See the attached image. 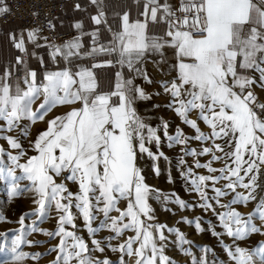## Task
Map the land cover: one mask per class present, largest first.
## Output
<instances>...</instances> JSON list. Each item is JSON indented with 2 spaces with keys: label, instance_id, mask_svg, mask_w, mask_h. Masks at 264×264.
Listing matches in <instances>:
<instances>
[{
  "label": "snow or ice",
  "instance_id": "obj_1",
  "mask_svg": "<svg viewBox=\"0 0 264 264\" xmlns=\"http://www.w3.org/2000/svg\"><path fill=\"white\" fill-rule=\"evenodd\" d=\"M88 4L96 8L89 15L94 27L85 31L77 21V35L62 43L49 42L39 27L9 37L20 55L0 73V180L9 199L28 193L35 205L19 217L12 261L54 253L50 264H177L167 254L171 246L189 257L188 264H264V240L241 246L254 234L264 236V97L257 92H264V0H144L137 18L127 11L120 16L117 30L103 0ZM75 9L87 11L80 3ZM10 11L0 0V16ZM150 25L163 26L162 34L150 33ZM47 27L54 32L56 25L49 20ZM102 32L111 34L107 42ZM29 44L46 48L57 67L48 70ZM168 49L174 75L149 93L135 80L154 83L147 57L167 63ZM31 58L42 73L30 67ZM102 67L119 68L106 92L97 90L95 69ZM162 94L168 97L163 107L190 132L180 125L170 131L162 118L154 126L138 112V102ZM59 108L67 110L51 115ZM38 123L46 127L33 139ZM165 147L177 150L174 161ZM145 161L155 177L162 175L161 161L174 163L194 202L150 185ZM167 180L175 182L171 173ZM152 201L173 215L199 209L202 215L181 216L176 225L209 235L227 259L215 245L194 252L179 226L159 221ZM249 204L245 215L239 208ZM50 219L53 230L40 227ZM34 233L57 243L46 253L20 251L47 243L27 238Z\"/></svg>",
  "mask_w": 264,
  "mask_h": 264
},
{
  "label": "rangeland",
  "instance_id": "obj_2",
  "mask_svg": "<svg viewBox=\"0 0 264 264\" xmlns=\"http://www.w3.org/2000/svg\"><path fill=\"white\" fill-rule=\"evenodd\" d=\"M261 97H264V95H260ZM168 101V100H167ZM39 101L37 102V104ZM159 104L161 105L160 108H155L153 105ZM164 99H157L156 103L152 101L149 103L148 101L142 102L139 107H137L138 112L146 119L148 120L152 125H158L160 119L167 120L171 125V130H174L176 125H180L181 127H184L186 132H190L191 130L186 128L184 125L181 124L180 120L175 116V114L163 107L165 105ZM35 107V106H34ZM66 108H59L55 110L51 115H57L64 111H66ZM46 125L44 123H38L35 127L31 129V138H35V135L40 131L45 129ZM201 127H204L201 125ZM3 141H0V144H2ZM195 146V145H193ZM164 151L166 154L174 161L177 155V150H169L166 147L164 148ZM206 159V158H205ZM189 164L192 163L191 158H189ZM161 167L163 169L162 175L160 177H155L151 170H150V162L145 161L144 162V168L147 171V182L150 185L155 186L158 189H161L165 192H176L179 194L182 198L188 201H193L194 198L190 196L184 186L183 179L179 176L178 169L173 164H167L164 161H161ZM219 167V164L215 165ZM200 172H203L204 170H198ZM171 173V175L174 177V183H168L167 176ZM24 182H22L23 184ZM73 190L75 188L73 187ZM153 207L157 210V216L159 218L160 222L167 223L169 226H179L182 231L186 233L189 239L193 241V251L199 252V247L203 246L205 244L212 246L215 245V250L219 254V258L227 259L225 254L221 251L220 246L217 244L215 239L211 238L209 235L204 234H198L195 231H193L192 227H188L184 224L176 225V222L179 220L181 216H189L193 217L196 215H202V213L199 211V209L195 211H189V212H183V211H177L175 215L165 212L161 206L155 202L152 201ZM123 206V205H122ZM252 204H249L248 206H241L239 210L247 215L250 211L253 209ZM35 205L32 203V197L30 194L25 193L19 197H15L12 199H9L8 197V188L4 181L0 180V212H3L5 215V221H0V233H4L7 237L5 239L4 236H0V244L4 245V251H0V264H5V261L8 262V264H15V262L12 261V254L10 252L11 248V240L14 235L17 234V229L20 227L18 220L19 217L24 214L25 212L31 211ZM205 219L212 216V214L206 213L203 214ZM32 218L28 217L25 220V226L31 224ZM79 223V221H78ZM55 226V220L50 219L45 221L40 225V227L53 230ZM107 232L101 233V235H107ZM28 239L32 240H40V241H47V243H44L42 245L38 246H28V245H22L20 248V251L28 252V253H35V252H41L46 253L47 249L55 245L57 243V240H51L49 241V238L40 234V233H34L27 237ZM261 240H264V236L254 234L251 236V238L246 242L242 243L241 246L243 247H255ZM226 242H230V238H226ZM167 254L171 257H173L177 264H188L189 257L185 256L184 254L180 253L178 250H175L173 247H169ZM53 254H46L41 257L38 261H34L32 259H26L21 262V264H50V261L54 257ZM110 256H112L113 259H116V257L109 253Z\"/></svg>",
  "mask_w": 264,
  "mask_h": 264
},
{
  "label": "crops",
  "instance_id": "obj_3",
  "mask_svg": "<svg viewBox=\"0 0 264 264\" xmlns=\"http://www.w3.org/2000/svg\"><path fill=\"white\" fill-rule=\"evenodd\" d=\"M256 2H259V0H256ZM76 3H80L82 8L87 7V11L76 10ZM143 3L144 0H103V9L107 14L108 22L112 25L113 30H117L120 16L127 11L133 19L137 18L139 13L142 11ZM90 14H96V8L89 5L88 0H75L74 3L66 5L62 16L55 21V29L58 34L70 35L66 40H69L77 35V31L73 27L77 21H83L85 31H90L94 27L89 20ZM22 30L26 29H23L20 23H9L0 29V73H2L4 68L14 65L16 56L20 55L18 50L12 46L9 37L11 33L18 34ZM149 31L150 33L162 34L163 26L150 25ZM110 35L111 34L108 32H102L101 41L107 42L110 39ZM39 43L44 44L45 41L41 39ZM84 43L86 45L90 43L87 37H85ZM28 47L30 52L35 51L37 56L45 59L48 70H54L57 67L48 60V50L46 48H33L31 44H29ZM104 59H107V57H97V61ZM174 59L175 58L171 49H168L166 52L167 63H159V56L149 55L144 66L147 69L148 76L154 81V83L147 84L142 78H137L135 83L143 86L149 93L160 91L158 82L162 79H170L171 76L174 75L170 67V64L174 62ZM29 63L30 67L36 69L38 73H42L44 71V68L40 65L36 58H31ZM84 63L90 65L91 61H84ZM59 67H64V64L61 63ZM118 70V67H102L95 69L98 85L97 90L101 92L112 90L115 84V74ZM128 75L127 71H125V76L127 77ZM257 92L259 95H264V92H261L259 89H257ZM161 98L165 100V103H167L168 97L163 94L160 96L153 95L152 99L148 102L151 103L154 101L156 103V100ZM141 103L142 102H138L137 107H139Z\"/></svg>",
  "mask_w": 264,
  "mask_h": 264
},
{
  "label": "built area",
  "instance_id": "obj_4",
  "mask_svg": "<svg viewBox=\"0 0 264 264\" xmlns=\"http://www.w3.org/2000/svg\"><path fill=\"white\" fill-rule=\"evenodd\" d=\"M75 0H5L10 12L0 16V29L9 23H20L23 29L41 28V36L57 44L65 41L70 35L58 34L49 30L47 22L53 23L62 16L69 3Z\"/></svg>",
  "mask_w": 264,
  "mask_h": 264
}]
</instances>
